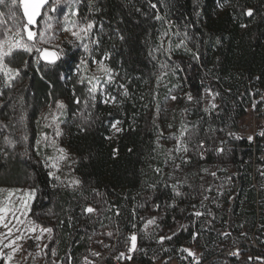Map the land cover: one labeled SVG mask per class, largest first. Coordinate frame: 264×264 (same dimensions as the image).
Segmentation results:
<instances>
[{"label":"trees","instance_id":"trees-1","mask_svg":"<svg viewBox=\"0 0 264 264\" xmlns=\"http://www.w3.org/2000/svg\"><path fill=\"white\" fill-rule=\"evenodd\" d=\"M71 10L70 21L94 25L82 40L64 34V3L47 30L44 14L20 35L5 32L13 22L0 16V39L33 48L5 58L19 70L14 79L0 71V189L34 192L29 218L52 229L45 264H85L101 238L114 264L132 233L125 264H186L185 248L199 264H260L264 180L255 183L252 170L264 163V136L237 137L252 92L264 91V0H79ZM18 15L27 24L22 6ZM36 48L63 54L49 64ZM94 56L116 75L115 106L87 98L79 80L76 69Z\"/></svg>","mask_w":264,"mask_h":264},{"label":"rangeland","instance_id":"rangeland-1","mask_svg":"<svg viewBox=\"0 0 264 264\" xmlns=\"http://www.w3.org/2000/svg\"><path fill=\"white\" fill-rule=\"evenodd\" d=\"M64 34L74 37L71 31H65ZM107 59V57H104L99 60L94 56L89 65H86L87 67L77 75L79 80L85 79L88 83L85 90L87 98L93 101L100 98L103 104L115 106L117 104L116 88L118 89L119 86L116 84L115 73L108 69ZM109 77H111L110 80ZM90 80L91 83H89ZM93 84L98 85V90L95 93L89 92ZM213 104L214 101L212 100L209 109H213ZM113 125L110 140L116 141L121 128L118 122ZM33 193L27 189H0V208L11 210L0 212V216L4 217L0 221V255L4 258L5 264H45L43 254L51 233L41 232L43 227L35 225L29 218L30 206L34 197ZM5 224L7 227L4 226ZM9 229H11V234H9ZM32 229H35V231ZM5 245L10 246L6 247ZM191 251L193 252V250ZM258 262L264 264V260L259 259Z\"/></svg>","mask_w":264,"mask_h":264},{"label":"snow or ice","instance_id":"snow-or-ice-1","mask_svg":"<svg viewBox=\"0 0 264 264\" xmlns=\"http://www.w3.org/2000/svg\"><path fill=\"white\" fill-rule=\"evenodd\" d=\"M79 0H0V6H3L4 8L7 9V13L4 12H0V16H7L8 19H11L13 22L12 27H8L5 29V32H12L13 27H15L17 29L16 35H20V31L21 30H27V26L28 25H32L36 23V18L38 16L41 15V10H44V20H45V30L49 29L51 27V25L48 23L49 20L52 19L51 15H48L49 13H55L57 11V9L60 7V5L62 3L66 4L69 6L70 11L69 12H65L63 13V19L65 20V22H67L70 27H65L64 31H71V34L76 37L78 40H82L83 36L81 34H84L85 36L90 32V30L94 27V25L89 22L84 26H79L77 24L76 21H70L69 20V15L71 16H76L78 15L77 11H73L71 10V6L75 3H78ZM22 6L23 7V14L24 17H26L27 19V24H23L22 23V19L21 17H19L18 15V11H19V7ZM47 6V7H46ZM153 8L156 7L155 4L152 5ZM246 14L248 16H251L253 14L251 9L246 10ZM157 19H160L161 17L157 16ZM0 24H3V21H0ZM242 27H246V25H241ZM78 29V30H76ZM28 38L31 39L34 35L33 32L28 31L27 32ZM45 35V32H41L40 36L41 38H43ZM122 38V37H121ZM7 44L8 48L5 50L4 45ZM17 48H22L24 51H27L28 53H32L33 48L28 46L27 44H22L21 40H8V39H0V71H4V74L7 76L8 80L11 81L12 79L15 78V76L19 75V70L18 69H13L11 68L7 63L5 58L6 57H11L12 53L14 50H16ZM84 49L85 51L88 50L87 45H84ZM35 51L37 53L40 54V59L45 60L47 63L49 64H55L57 60H59L61 58V55L63 54V50L61 49V51L59 53L56 52H51L48 49H39L36 48ZM81 65L84 63L83 60L80 61ZM99 63V62H97ZM162 68L166 67V65H161ZM69 72H72L73 69L71 67H69L68 69ZM107 71V70H105ZM77 74H79V68L76 69ZM167 74V73H165ZM111 79V77H109V80ZM82 82V81H81ZM89 83H91V80L89 81ZM98 90V85L93 84L92 87L89 89V92L91 93H95ZM125 95H127V92L124 93ZM113 100L115 98H112ZM172 99H176L175 96L172 97ZM188 99L191 100L192 97L191 95L188 96ZM107 102V101H105ZM77 103H79V100H77ZM57 107H63L62 104L58 103ZM213 108H215V105H212ZM23 119V117L21 118ZM47 126V125H46ZM113 127H115V125H113ZM117 131H119V129H117ZM187 131V129H184V131L181 133V135L183 136L184 133ZM60 132L59 129L56 130V136H59ZM260 135H264V132H261ZM44 140H47V136L45 135ZM239 138V137H237ZM23 140H27V137H23ZM252 137H249V140H251ZM39 144V141L37 142ZM5 145L8 147H15L16 142L8 139L7 137L5 138ZM187 149L185 148V151ZM220 151H223L222 149ZM59 152L63 153L64 150L63 149H59ZM66 157L61 155L60 159H65ZM51 167L53 168H57L56 164H52ZM59 169L57 168V171ZM50 176H52L54 179L59 180V177L55 176V173L50 172L49 173ZM80 182L78 180L72 181L71 184L72 185H78ZM11 195V193H10ZM34 195V193L32 194ZM177 195H179V193H177ZM6 211H11L10 209H6V208H0V212H6ZM85 211L91 213L94 211L93 208L88 207L85 209ZM196 216H200L202 215V213L200 212H196L195 213ZM4 219V217L0 216V221H2ZM149 224L154 223V221H149ZM5 227H7V225H4ZM33 231H35V229H32ZM41 232H48L51 233L52 229L51 228H41ZM9 234H11V229H9ZM111 235V234H109ZM172 236H161L159 237L158 243H163L165 240H171ZM130 240L132 242V248L129 249L134 250L136 247V240L137 237L135 235H132L130 237ZM10 246V245H5ZM182 251L187 252L189 256H195V253H193L191 250L185 248L182 249ZM53 255H55V251H53L52 253ZM93 255H96L95 253H93ZM121 257L124 256V253L120 254ZM130 258V257H129ZM9 259H11V257H9ZM70 259V258H69ZM53 264H55V262H53ZM196 264H199V261L196 262Z\"/></svg>","mask_w":264,"mask_h":264},{"label":"built area","instance_id":"built-area-1","mask_svg":"<svg viewBox=\"0 0 264 264\" xmlns=\"http://www.w3.org/2000/svg\"><path fill=\"white\" fill-rule=\"evenodd\" d=\"M254 81L257 82L258 78H254ZM261 132H264V91L256 89L252 92V104L247 109L246 116L240 122L238 137L242 140L248 141L249 143L255 144L264 136L260 135ZM249 137H252V139L249 140ZM261 145L264 147V142H262ZM201 146L203 147L204 144H201ZM217 148L220 151L223 149V144L219 142ZM261 158L263 159L264 156L262 155ZM252 177L255 183L258 180H264V163L254 167L252 170ZM132 235L137 237V233L127 235V239L130 241V243L128 246L121 249L113 258L114 264H125L126 262L130 261L132 253L135 250H129L132 248V242L130 240ZM96 246L97 247L94 248V251L92 252V257L88 259L85 264H107V260L111 257L114 246L112 248L111 244L105 238L99 239ZM93 253L96 255H93ZM121 253H124L123 257H121ZM228 256L237 257L238 252L233 250ZM197 261L198 259L196 254L194 257L188 256L185 260L186 264H196Z\"/></svg>","mask_w":264,"mask_h":264},{"label":"water","instance_id":"water-1","mask_svg":"<svg viewBox=\"0 0 264 264\" xmlns=\"http://www.w3.org/2000/svg\"><path fill=\"white\" fill-rule=\"evenodd\" d=\"M47 7V6H46ZM43 9L41 10V15L40 16H38L37 18H36V23L41 19V17H42V14H43ZM25 19H26V17H25ZM27 20V19H26ZM35 23V24H36Z\"/></svg>","mask_w":264,"mask_h":264}]
</instances>
